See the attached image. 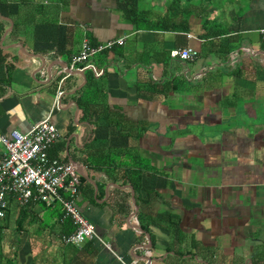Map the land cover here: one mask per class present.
<instances>
[{
  "label": "crops",
  "instance_id": "obj_1",
  "mask_svg": "<svg viewBox=\"0 0 264 264\" xmlns=\"http://www.w3.org/2000/svg\"><path fill=\"white\" fill-rule=\"evenodd\" d=\"M127 1L144 9L0 0V130L50 116L49 155L74 162L77 205L109 244L64 243L73 224L58 203L8 196L0 264H264V0L229 3L222 17L204 7L208 25L229 22L207 38L199 15L186 31L136 29ZM119 37L88 59L101 75L66 72L84 38ZM185 46L198 57H170Z\"/></svg>",
  "mask_w": 264,
  "mask_h": 264
},
{
  "label": "built area",
  "instance_id": "obj_2",
  "mask_svg": "<svg viewBox=\"0 0 264 264\" xmlns=\"http://www.w3.org/2000/svg\"><path fill=\"white\" fill-rule=\"evenodd\" d=\"M187 35L193 36L191 33ZM123 42L124 37H119L94 45L84 38L80 50L71 58L69 69L91 68L99 76L103 70L88 62L89 57ZM198 54L199 51L191 46L175 47L169 51L171 58L181 60H193ZM62 93L63 90L58 89L53 106H59ZM58 137L59 131L49 115L35 123L27 132L17 129L9 132L0 130V143L5 148L0 158V221L7 209L8 196L15 197L22 205L31 201H41L46 205L58 203L63 218L70 219L73 224L70 233L61 235L64 243L80 245L89 239H99L109 247L97 234L94 223L82 214L77 205L81 179L76 165L49 155V150ZM149 263L147 261L144 264Z\"/></svg>",
  "mask_w": 264,
  "mask_h": 264
},
{
  "label": "trees",
  "instance_id": "obj_3",
  "mask_svg": "<svg viewBox=\"0 0 264 264\" xmlns=\"http://www.w3.org/2000/svg\"><path fill=\"white\" fill-rule=\"evenodd\" d=\"M208 0H171L164 9L156 12L147 8H138L131 1H127L124 9V16L128 18L136 29H171L186 31L189 28V20L194 15L202 17L204 37H216L225 34L226 28L219 26V23L208 25L209 20L203 14L204 7ZM158 6V7H159ZM218 19V18H216ZM217 22V21H216ZM4 30L0 27V34ZM86 104V102H84Z\"/></svg>",
  "mask_w": 264,
  "mask_h": 264
},
{
  "label": "rangeland",
  "instance_id": "obj_4",
  "mask_svg": "<svg viewBox=\"0 0 264 264\" xmlns=\"http://www.w3.org/2000/svg\"><path fill=\"white\" fill-rule=\"evenodd\" d=\"M171 0H144L143 3L144 8H147L149 10H152L154 12H156L157 10H162L164 9V6L160 7L159 5H163V4H168ZM237 0H212V3L210 5H205V11L206 14L209 17H213V16H224L225 14L230 15L231 13H233V9L230 8L229 3L234 4L233 6L235 7V9L238 10V6L240 3H236ZM208 3V2H207ZM243 4V3H242ZM243 8H245L247 6V4H243ZM141 7V5H139ZM159 6V7H158ZM232 10V11H231ZM220 19V20H219ZM226 20V19H225ZM217 22L221 21L222 22V27H225L226 30L229 29V22L228 21H224L221 18L216 19ZM215 24V22H213V20L210 21V25ZM204 54H206V51L204 49ZM182 86H184L185 82L183 80V82H180ZM249 190L248 187L245 188L244 191H242L241 193H245ZM246 198V197H245ZM229 223V222H228ZM230 224V223H229Z\"/></svg>",
  "mask_w": 264,
  "mask_h": 264
},
{
  "label": "water",
  "instance_id": "obj_5",
  "mask_svg": "<svg viewBox=\"0 0 264 264\" xmlns=\"http://www.w3.org/2000/svg\"><path fill=\"white\" fill-rule=\"evenodd\" d=\"M66 72H69V73L75 72V73L84 74V70H78V69H76V70H70L68 66H66Z\"/></svg>",
  "mask_w": 264,
  "mask_h": 264
}]
</instances>
